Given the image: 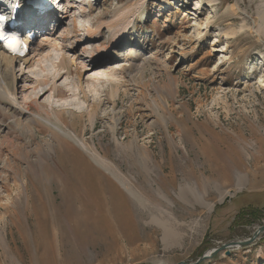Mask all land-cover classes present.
I'll return each instance as SVG.
<instances>
[{"label": "rangeland", "instance_id": "1", "mask_svg": "<svg viewBox=\"0 0 264 264\" xmlns=\"http://www.w3.org/2000/svg\"><path fill=\"white\" fill-rule=\"evenodd\" d=\"M58 2L52 1L59 8ZM61 6L53 10L59 19L50 16L46 24L51 45L33 67L13 66L18 99L25 108L26 98L29 112L9 101L12 73L0 70V264H194L221 245L249 239L264 226V34L256 32L258 25L264 28V0H216L211 6L197 0H63ZM121 32L127 40L115 46ZM40 41L36 36L34 45ZM54 43L57 48H50ZM104 69L108 77H96ZM48 89L37 104L29 103L33 93ZM93 105L97 115L90 122ZM45 115L70 137L38 118ZM53 136L83 158L76 166L80 175L86 178V170L90 176L92 168L105 178L112 188L109 206L115 204L130 225L117 226L118 217L107 214L96 183L85 200L89 210L98 207L97 216L91 214L97 223L86 224L88 239L82 242L67 223L65 245L55 230L48 237L42 207L56 192L46 183L45 163L62 172L55 153L44 154L49 145L56 148ZM130 145L135 155L146 150L151 159L149 175L140 171L158 213L185 217L179 241L165 244L161 230L145 223L149 213L86 151L95 147L108 155L137 184ZM240 174L247 181L238 191ZM186 186H198L213 210L183 204L177 194ZM217 187L231 191L222 202ZM81 197L72 191V198ZM71 237L82 254L67 247ZM199 264H264V233L248 247Z\"/></svg>", "mask_w": 264, "mask_h": 264}, {"label": "bare ground", "instance_id": "2", "mask_svg": "<svg viewBox=\"0 0 264 264\" xmlns=\"http://www.w3.org/2000/svg\"><path fill=\"white\" fill-rule=\"evenodd\" d=\"M14 1L15 0H7V2H10V3L14 2ZM197 1L198 2L205 1L208 6H211L213 4V2H215L216 0H197ZM62 2H63V0H60V2H58V6H60L61 10L63 9V7L61 6ZM164 2H167V0H163V3ZM237 7L238 6L236 5V8ZM232 9L234 11L235 7H232ZM26 10H27L26 14H28V16L31 14L34 15V17L32 19H30L28 22V25L32 26L30 28L31 30L28 33L32 32V31H34V32L37 31L38 33L39 32L43 33L44 29H45L44 34L40 35L42 42L40 41L35 46L34 42H33L34 40H33L30 43L29 53L22 59L9 57L7 54H5L3 51L0 50V70L1 69L9 70L12 73L11 78H10V82L7 83V85H6V89H8L7 90L8 91L7 96L9 97V101L15 106V108L17 107V109H19L21 112H25V113L29 112V108H28L29 104L26 103V98L23 97L22 98L23 104L26 105V107L24 108L18 99V96H17L18 94H17V90H16V86H15L16 77H15V74L13 71V66L15 64H21L24 66L25 69L26 68L29 69V68L33 67L34 62H35L34 59L42 54L43 50L45 49V47H44L45 44H47V47H48V45H51V41H49L50 39H48L51 31H50V29H48V26H46V23H48V21H49L48 17L41 16V17L37 18L36 13L33 12L34 10H29V11H28V9H26ZM57 10H55V11H57ZM239 12H240L239 10L236 11V13H238V14H239ZM56 14L57 13L55 12L52 15H53V17L55 16L54 19L58 20L59 16ZM39 25L41 27H39ZM263 25H264V23H263ZM246 28H247V26H246L245 22H243L242 27L240 29L242 30V29H246ZM256 29H257L256 30L257 34L258 33L264 34V30H263L264 28H262V26L258 25ZM47 32H48V37L46 36L47 37L46 38L45 35L47 34ZM234 34H235L234 32L233 33H225L224 36L234 35ZM116 37H117V39L115 40L116 43L114 42L115 46L121 44V41L127 38L125 36V32H121V33L117 34ZM49 47L53 48V49L57 48L55 43L53 44V46H49ZM30 54H31V56H30ZM64 63H65L64 57H62L59 61V65L56 67L58 69L63 68L62 66H64ZM68 74H69V71L67 70L66 75H68ZM95 75L98 78L108 77V75L105 73V69L99 71V73L96 72ZM35 84L42 85V84H45V81L44 80L40 81V80L36 79ZM54 89H57L55 85H54ZM49 90L50 89L43 91L41 93L40 92L33 93L34 98H31V99H33L34 101L32 100L29 103L37 104V102H36L37 98L44 96V94H46V92H48ZM61 106H67V102H65V104H62ZM97 109H98V106L95 107L93 105L92 109H91V113L90 114L88 113L89 114L88 118H89L90 122H92L95 119V117L97 115ZM38 118L40 120L44 121L45 125L50 126L51 128H53L56 131L62 132L61 135L64 133L61 130V128H59L58 125H56L55 122L51 121V118L48 115H45V117L38 116ZM67 129L70 132V128L67 127ZM56 131H55V133L57 135H59V133H57ZM64 135L66 137L67 136L70 137L66 133H64ZM56 137L57 136H53L51 138L53 143H55L54 146L56 148H54V150H52L51 146L49 145V148L44 153V154H46V153H50L51 151H53L55 153V163L62 168V172L61 171L58 172L59 175H57L49 167V165H47V163H45L46 164L45 166L47 167V170L50 174V177L46 178V179H49V180H47L48 182H46V183H49V181L52 182V185H54L53 190L56 192L55 199H53L54 197L52 195L51 198L48 199L47 202L44 204L45 208L42 207V210L48 216L47 217V220L49 222V225H47L48 237L50 238V232L52 230H55L56 231L55 232L56 237L60 238V240H58L59 244L61 243V244L65 245L63 240L67 237L68 233L70 234L69 231L67 233L66 229L63 228V223L64 224L67 223L69 225V228L78 234V236H79V238H81L82 242L88 239V237L86 236V232H87L86 224H88V223L96 224L97 223L95 217L94 216L91 217V214L96 215L98 213V211H97L98 207H94V208H91L92 210H89L88 206H89L90 202L89 201L86 202L85 200H87V190L89 189L88 186L91 185L93 188V187H95L96 183H98L99 192L102 194V197L106 201V204H107L106 212H107V214L113 213L118 217V219L120 220V223L117 224V226H122V225L124 226V225H128V224L130 225V219H128V220L123 219L115 204L109 206V202H107V199L112 198V195H110V193H111L110 190L112 188H111V186H109L106 183L105 178L101 177L99 175V173L97 171H94L91 167H90L91 168L90 170L92 172L90 173V176L88 175L89 173L86 170H85L86 178L83 175H80L76 166H77V163L82 164L83 158L82 159L79 158V156L75 153L74 149L67 146L68 144H67L66 140L58 139ZM73 138H74V136H73ZM133 148H134V146L130 145L128 149L131 151L133 158H134V156L136 157V159H134L132 161V163H135L137 166L136 170H139V173L141 174V171H140V169H141V170H143V172H146L149 175V173L151 172V169L149 167L148 162H150L151 159H150L147 151L144 150L143 151L144 153H141V154L138 153L137 155H135ZM86 151L90 155V157H92L94 159V161L99 165L100 168H103L104 170H106L108 173H110L112 176H114V178L118 182L121 183L120 185L123 186V188L125 189L127 194H129L134 200H136L139 207L143 211H147L149 213V219L146 220L145 223L147 225H155L156 227H158L161 230V233H162L161 239L165 244L170 240H178L179 241L181 239L182 234H180L179 229L184 226L185 223L183 221L185 220V217L181 216V217L177 218V217L173 216V214H172L171 217L167 218L163 214H160V212L158 213V209H156V207H157L156 205L159 204L158 200L152 195V192H151L150 188L147 186L146 180L144 179V176L142 174L140 175L137 172L136 174L138 176L139 181L137 184L132 183V181L126 175H123V174H121V172H119L118 168H116L117 166L115 167L116 164L115 163L113 164V162L110 161L111 158L108 157V155L102 154L95 147L92 148V150L86 149ZM219 154H220V152H219ZM213 157H214V155H213ZM220 158L222 160V159L227 158V156L221 155V157H218V159H220ZM91 161H93V160H91ZM113 165H114V168H113ZM68 167H69V173H68ZM60 174L62 176H60ZM68 175H70L71 183H75V185L73 187L71 186ZM159 179L160 178H158V183L160 182L159 186L162 187V185H164V184H161L162 182ZM246 181L247 180H246L245 175H241V174L238 175L237 182L235 184L236 189L238 191H241L244 188ZM47 186H45L44 189L42 188L44 190V191L43 190L42 191L45 192L46 195L48 193L47 192V188H48ZM159 186H158L159 190L163 193V190ZM205 187H208V186H205ZM197 188H198V186H186V187L180 188L178 191V194H177L179 200L183 204H186L188 206H192V207L196 206V207L205 209L208 213L211 212L214 208V204L207 202L205 199V196L202 194H199V191L197 190ZM216 189H217V193L219 195V202H222L224 200V198H226L228 195L231 194V191H228V190L222 191L219 187H217ZM74 190H79L83 194V198L82 197L79 199L72 198V191H74ZM146 195L148 196V198H145ZM162 196L164 198L165 195L162 194ZM88 202H89V204H86ZM193 215L194 214L191 213L189 216L193 217ZM90 217L92 219H90ZM48 222L46 224H48ZM1 227L2 226H0V229H1ZM135 227L136 228L138 227V224L136 223V221L134 223V228ZM61 231H62V233H61ZM97 235L99 236L98 238H101L100 232H97ZM69 241H70V243L67 245V247L68 248L72 247L74 250H78V249L74 248L75 245H74L72 237L69 239ZM89 244L94 245L96 243L90 242ZM84 245H82V246H84ZM36 250H37V248L35 249V251ZM74 250L70 249L69 253L71 255H73V253H74V256L82 254V252L80 250H78L79 254L76 253ZM64 253H66L65 249H64Z\"/></svg>", "mask_w": 264, "mask_h": 264}, {"label": "water", "instance_id": "3", "mask_svg": "<svg viewBox=\"0 0 264 264\" xmlns=\"http://www.w3.org/2000/svg\"><path fill=\"white\" fill-rule=\"evenodd\" d=\"M262 233H264V226L258 228L249 239L245 241H237V242H231V243L221 245L220 247H217L211 250L210 252H208V254L202 256L194 264H199L201 262L208 261L209 259L213 258L214 256H216L217 254L221 252H224L226 255H229L231 250L248 247L252 245L256 241V239L259 237V235ZM181 264H184V263H181Z\"/></svg>", "mask_w": 264, "mask_h": 264}, {"label": "snow or ice", "instance_id": "4", "mask_svg": "<svg viewBox=\"0 0 264 264\" xmlns=\"http://www.w3.org/2000/svg\"><path fill=\"white\" fill-rule=\"evenodd\" d=\"M14 44V40L11 41L8 45H6V47H9L11 50L15 51V47L13 46Z\"/></svg>", "mask_w": 264, "mask_h": 264}]
</instances>
